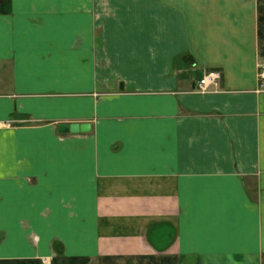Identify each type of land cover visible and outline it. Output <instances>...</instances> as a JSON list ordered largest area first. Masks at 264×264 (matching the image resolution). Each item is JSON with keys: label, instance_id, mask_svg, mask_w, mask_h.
<instances>
[{"label": "crops", "instance_id": "crops-1", "mask_svg": "<svg viewBox=\"0 0 264 264\" xmlns=\"http://www.w3.org/2000/svg\"><path fill=\"white\" fill-rule=\"evenodd\" d=\"M262 69L264 0H0V264H264Z\"/></svg>", "mask_w": 264, "mask_h": 264}, {"label": "built area", "instance_id": "built-area-1", "mask_svg": "<svg viewBox=\"0 0 264 264\" xmlns=\"http://www.w3.org/2000/svg\"><path fill=\"white\" fill-rule=\"evenodd\" d=\"M222 79V73L219 70L207 71L199 80L198 91L208 92L219 84ZM259 91L264 92V69L260 72V86ZM9 125V122L0 121V128Z\"/></svg>", "mask_w": 264, "mask_h": 264}, {"label": "water", "instance_id": "water-1", "mask_svg": "<svg viewBox=\"0 0 264 264\" xmlns=\"http://www.w3.org/2000/svg\"><path fill=\"white\" fill-rule=\"evenodd\" d=\"M59 129L61 132H68L70 129L77 131L79 129V126L77 124H73V125L62 124V125H60Z\"/></svg>", "mask_w": 264, "mask_h": 264}, {"label": "rangeland", "instance_id": "rangeland-1", "mask_svg": "<svg viewBox=\"0 0 264 264\" xmlns=\"http://www.w3.org/2000/svg\"><path fill=\"white\" fill-rule=\"evenodd\" d=\"M13 124H15V123H12V122H11V124H9V125H7V126H8V127H11V126L13 127V126H14ZM5 127H6V126H5ZM1 128H2V127H1Z\"/></svg>", "mask_w": 264, "mask_h": 264}]
</instances>
